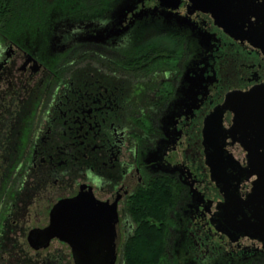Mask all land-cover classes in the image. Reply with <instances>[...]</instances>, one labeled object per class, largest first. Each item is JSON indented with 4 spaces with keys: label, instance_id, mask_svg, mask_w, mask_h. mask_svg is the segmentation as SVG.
Returning <instances> with one entry per match:
<instances>
[{
    "label": "flooded vegetation",
    "instance_id": "af4514ba",
    "mask_svg": "<svg viewBox=\"0 0 264 264\" xmlns=\"http://www.w3.org/2000/svg\"><path fill=\"white\" fill-rule=\"evenodd\" d=\"M112 2L81 8L92 26L75 35L76 63H91L93 71L77 72L67 83L27 48L0 41V143L12 145L16 178L24 171L29 185L26 201L19 200L20 185L0 216V238L16 225L20 204L42 225L25 235L35 255L55 242L71 256L57 238L46 245L27 239L48 227L61 201L89 196L117 215L123 264L125 245L142 221L135 208L156 189L171 194L166 219H154L166 235L167 264H264V244L229 233L218 216L226 198L246 200L251 184L228 170L225 194L212 180L203 137L207 117L228 92L264 86V56L217 27L207 0ZM229 65L240 87L225 91ZM232 118L224 113L225 129ZM226 149L245 168L243 151ZM63 251L46 252L42 263L63 264Z\"/></svg>",
    "mask_w": 264,
    "mask_h": 264
},
{
    "label": "water",
    "instance_id": "95a60500",
    "mask_svg": "<svg viewBox=\"0 0 264 264\" xmlns=\"http://www.w3.org/2000/svg\"><path fill=\"white\" fill-rule=\"evenodd\" d=\"M200 2L205 0H193ZM198 10L206 11L200 6ZM207 13L217 27L236 42H246L264 56V0H207ZM225 112L233 115L228 129ZM207 165L212 180L229 192V172L251 184L246 200L226 198L219 216L224 229L264 244V86L230 91L223 103L207 117L203 128ZM237 145L245 154L243 168L226 149ZM221 191V192H222ZM249 215V216H248ZM53 238L66 243L74 264H116L120 234L117 215L89 196L61 201L51 212L48 227L33 230L28 243Z\"/></svg>",
    "mask_w": 264,
    "mask_h": 264
},
{
    "label": "rangeland",
    "instance_id": "374dc122",
    "mask_svg": "<svg viewBox=\"0 0 264 264\" xmlns=\"http://www.w3.org/2000/svg\"><path fill=\"white\" fill-rule=\"evenodd\" d=\"M42 1L52 6L56 4L55 9L49 13L47 24L42 26L21 22L17 29H15L9 42L27 48L35 57L41 59L53 73H55V70L57 73L61 72L60 76L56 74V80H61L63 84L69 82L72 79L71 77H74L77 72H92L93 65L91 63H76L78 52L76 46H73L76 41L74 39L76 33L83 30V26H85V31L90 30L92 26L91 18H88L89 15H82L80 10L83 6H92L96 0H78V2L75 0ZM100 1L106 5L113 3L112 0ZM1 40L3 41L5 39L0 37ZM159 42L162 41L158 40L156 44ZM226 73L228 80L221 84V89L230 91L231 89L239 88L240 85L238 82L230 79L233 73L232 66L229 65L226 68ZM54 80L55 78L52 76V81ZM13 88L16 87L14 86ZM3 89L5 90L6 88ZM3 104L5 110L11 108L10 103L7 105L6 101H4ZM2 120L7 122V125L10 123L7 117ZM12 152V145L0 143V216H3V218H5L3 211L8 210V207L14 201L13 197L17 195L14 191L18 186L20 188L21 185L19 190H24L19 200L26 201L28 196L29 185L28 183H24V179H22L24 171L16 178L15 172L17 170L16 168H18V163L11 158ZM18 209L19 211L12 216L13 218L16 217V225H12L7 231L4 230L3 238H0L1 245H3L2 249H0L3 264H43V257L46 252L53 254L60 248L65 250L61 254L63 264H72L69 250L55 242L51 243L47 251L41 253L43 254L42 256L35 255L27 246L25 235L30 228L42 225L35 221L34 218L29 219L27 215H24L23 207L20 204L18 205ZM116 264H121V257H119ZM164 264H167L166 261Z\"/></svg>",
    "mask_w": 264,
    "mask_h": 264
},
{
    "label": "trees",
    "instance_id": "16d2710c",
    "mask_svg": "<svg viewBox=\"0 0 264 264\" xmlns=\"http://www.w3.org/2000/svg\"><path fill=\"white\" fill-rule=\"evenodd\" d=\"M55 7L42 0H0V37L9 41L21 22L46 25ZM170 201V192L155 189L138 202L135 211L142 221L137 220L136 233L125 245L123 264H164L166 235L157 220L166 219Z\"/></svg>",
    "mask_w": 264,
    "mask_h": 264
}]
</instances>
